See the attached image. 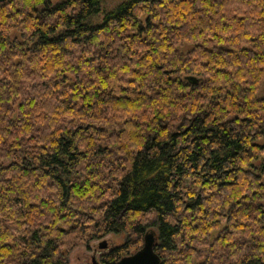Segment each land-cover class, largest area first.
<instances>
[{"label": "trees", "instance_id": "16d2710c", "mask_svg": "<svg viewBox=\"0 0 264 264\" xmlns=\"http://www.w3.org/2000/svg\"><path fill=\"white\" fill-rule=\"evenodd\" d=\"M106 1L0 3V264H264V0Z\"/></svg>", "mask_w": 264, "mask_h": 264}, {"label": "rangeland", "instance_id": "374dc122", "mask_svg": "<svg viewBox=\"0 0 264 264\" xmlns=\"http://www.w3.org/2000/svg\"><path fill=\"white\" fill-rule=\"evenodd\" d=\"M125 0H107L106 7L112 9ZM192 47L190 44L183 46L184 50ZM127 241L126 234H111L101 240L94 241L89 245L76 247L69 256L70 264H101L102 254L107 253L112 248L123 245ZM107 243L105 249H100V245Z\"/></svg>", "mask_w": 264, "mask_h": 264}, {"label": "water", "instance_id": "95a60500", "mask_svg": "<svg viewBox=\"0 0 264 264\" xmlns=\"http://www.w3.org/2000/svg\"><path fill=\"white\" fill-rule=\"evenodd\" d=\"M5 1L8 0H0V3ZM156 243V232L149 230L144 236L143 247L136 253L123 257L117 264H161V258L155 250ZM106 247L107 243L100 245V249H105Z\"/></svg>", "mask_w": 264, "mask_h": 264}, {"label": "flooded vegetation", "instance_id": "af4514ba", "mask_svg": "<svg viewBox=\"0 0 264 264\" xmlns=\"http://www.w3.org/2000/svg\"><path fill=\"white\" fill-rule=\"evenodd\" d=\"M103 255V254H102Z\"/></svg>", "mask_w": 264, "mask_h": 264}]
</instances>
